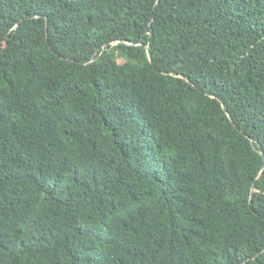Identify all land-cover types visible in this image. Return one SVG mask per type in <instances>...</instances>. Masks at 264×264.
<instances>
[{"label": "trees", "instance_id": "16d2710c", "mask_svg": "<svg viewBox=\"0 0 264 264\" xmlns=\"http://www.w3.org/2000/svg\"><path fill=\"white\" fill-rule=\"evenodd\" d=\"M0 264H264V0H0Z\"/></svg>", "mask_w": 264, "mask_h": 264}]
</instances>
